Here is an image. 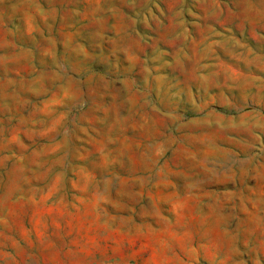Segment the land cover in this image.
I'll return each instance as SVG.
<instances>
[{"label": "rangeland", "instance_id": "374dc122", "mask_svg": "<svg viewBox=\"0 0 264 264\" xmlns=\"http://www.w3.org/2000/svg\"><path fill=\"white\" fill-rule=\"evenodd\" d=\"M0 264H264V0H0Z\"/></svg>", "mask_w": 264, "mask_h": 264}]
</instances>
